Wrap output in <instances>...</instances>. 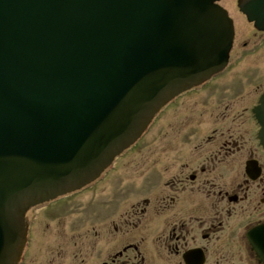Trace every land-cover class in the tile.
Returning <instances> with one entry per match:
<instances>
[{
  "label": "water",
  "instance_id": "95a60500",
  "mask_svg": "<svg viewBox=\"0 0 264 264\" xmlns=\"http://www.w3.org/2000/svg\"><path fill=\"white\" fill-rule=\"evenodd\" d=\"M218 1L0 0V264H16L29 209L90 184L227 65ZM256 116L264 144V95Z\"/></svg>",
  "mask_w": 264,
  "mask_h": 264
},
{
  "label": "flooded vegetation",
  "instance_id": "af4514ba",
  "mask_svg": "<svg viewBox=\"0 0 264 264\" xmlns=\"http://www.w3.org/2000/svg\"><path fill=\"white\" fill-rule=\"evenodd\" d=\"M229 2L221 0V5L234 19ZM241 3L258 4L254 10L264 12V0H237L233 13L243 15ZM250 24L256 34L251 45L244 41L242 46L255 53L264 45V30ZM242 58L240 52L232 55L229 68ZM229 71L178 97L165 110L174 109L175 121L151 151L144 152L143 143L136 162L140 179L157 174L150 193L144 190L142 198L125 205L121 201L119 207L99 208L90 231L80 233L74 243L75 264H264V148L253 115L257 99L250 107H233L220 95L210 103L213 110L200 115L210 112L215 126L201 135H194L196 109L183 104L215 89ZM234 80L227 83L229 91H234ZM262 87L258 85L260 93ZM180 108L187 111L183 118L178 117ZM37 223L38 218L30 221L29 251L36 246ZM44 224L51 229L50 222ZM58 225L60 230V221ZM57 234L43 242L45 255L36 264H65L56 256L64 259L67 242Z\"/></svg>",
  "mask_w": 264,
  "mask_h": 264
},
{
  "label": "rangeland",
  "instance_id": "374dc122",
  "mask_svg": "<svg viewBox=\"0 0 264 264\" xmlns=\"http://www.w3.org/2000/svg\"><path fill=\"white\" fill-rule=\"evenodd\" d=\"M227 4L232 11L234 6L235 8L238 6L237 0H230ZM232 11L231 14L236 24V44L233 47L234 51L232 55L240 52L243 58L236 65V68H232L226 76L218 80L219 83L215 89L200 95H194L191 99H185L183 101V104H186V107H190V110L194 108L197 111L193 117V119H195L194 135H201L203 131L210 126L215 127L211 123L212 119L210 118V112H207V115L204 117L200 115L204 112L203 110L206 111L208 109L212 111L213 107L210 103L218 100L220 95L223 96L225 103H233V107H250L256 102L260 93L258 85L261 87L264 86V45L255 53H251L249 47L244 49L242 43H244V41H249V45H251L250 42L254 38L253 36L256 32L245 16L237 15ZM233 78H235L234 81L236 82L234 91L236 89L241 90L234 99L230 96L234 91L226 89L228 87L227 83H230ZM186 112L187 111L182 108L178 109V117L183 118ZM173 121H175V111L173 108H169L158 122L151 127L146 139L133 148L130 154L124 158L118 159V168L115 172L110 174L106 181L99 183V185L92 189L86 190L81 195H76L62 203L52 205L47 210H31L27 217L38 218V223L35 231L36 236H34L33 240V247L34 243H36V246L29 251L27 263H40L45 255L44 247L42 246L43 242H45L48 237L50 239L58 237L59 234H57V232H60L63 240L67 242V245L64 246L66 249L64 259H62V257L58 258L57 256L56 259L59 260L60 263L75 264L74 243L80 233L86 234L87 231H90L95 217L101 214L99 208L112 204L118 205L116 207H119L121 201L122 204L125 205L127 201H136L142 198L144 190L150 193L151 180L155 179L157 174H145L140 179L138 165L136 164L138 153L143 143L145 146L143 151H151L155 145H157L155 144L156 138L164 135V131L167 130V127ZM142 183L144 185L143 188H141ZM97 209L99 210L96 211ZM45 221L50 222L52 226L51 229L47 230L45 228ZM59 221L61 222L60 230L59 225L56 227ZM43 224L46 234L42 227ZM62 224L64 226H62Z\"/></svg>",
  "mask_w": 264,
  "mask_h": 264
}]
</instances>
